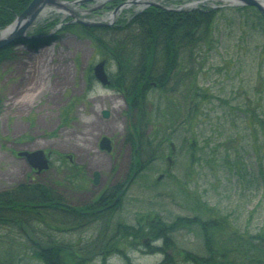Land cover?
Segmentation results:
<instances>
[{"label":"rangeland","instance_id":"obj_1","mask_svg":"<svg viewBox=\"0 0 264 264\" xmlns=\"http://www.w3.org/2000/svg\"><path fill=\"white\" fill-rule=\"evenodd\" d=\"M161 3L184 4L170 0ZM207 4L222 10L216 31L220 43L203 60L199 59L200 84L214 97L203 104L204 111L197 120L194 118L166 143L164 157L155 160L132 183L119 214L121 221L135 223L140 213L158 212L168 220L191 215L195 212L193 201L199 198L217 207V211L221 208V213L207 211L212 218L232 213L230 232L237 228L256 232L264 226V183L258 187V169L256 184L247 179L250 173L243 177L248 170L259 167L257 161L264 151L255 150V133L237 116L236 124L232 123V115L228 112V118L223 111L228 105L220 102L225 96L239 105L248 97L264 115L260 111L264 110V35L253 27L251 20L255 17H250L253 13L249 9L239 18V13L232 10L235 6L224 0ZM139 5L131 3L130 8L116 13L113 24L110 20L105 23H123L139 11ZM99 6L95 3L89 8L99 10ZM59 10L49 8L35 27L52 17L59 19L57 26L69 22V10ZM85 17L102 21L100 15ZM51 33H57L58 38L37 50L16 45L11 56L0 60V191L27 183L31 177L32 182L58 188L65 203L81 204L95 199L103 187L124 177L133 146H125L123 138L132 120L124 96L91 77L90 69L103 57L91 40L78 28L59 32L54 28L47 32ZM107 69L109 74L114 73L116 63L110 60ZM102 110H109L108 118L102 116ZM231 134L236 135L235 140H230ZM102 135L113 136L116 146L110 151L98 146ZM11 141H20L22 146H14ZM36 149L51 151L52 155L50 168L34 174L27 159L20 158L17 151ZM69 155L84 167L86 181L81 180L80 173H76L77 177L74 171L70 172ZM95 172L100 175L98 184L93 182ZM160 174L163 176L158 179ZM261 180L264 182L263 177ZM118 219L115 217V221ZM101 228L94 223L75 231H62L56 237L64 243L93 244L103 231ZM174 242L178 264H191L182 258L184 250L205 253L198 228L178 231ZM142 248L122 246L132 264H156L164 257L162 252ZM31 253L18 228L0 227V264H37ZM90 259L88 264H103L97 254ZM106 264L130 263L115 252Z\"/></svg>","mask_w":264,"mask_h":264},{"label":"trees","instance_id":"obj_2","mask_svg":"<svg viewBox=\"0 0 264 264\" xmlns=\"http://www.w3.org/2000/svg\"><path fill=\"white\" fill-rule=\"evenodd\" d=\"M30 2L0 0V29L11 23ZM247 9L253 13L250 17H255L251 20L253 27L264 35V13L254 6L232 8L239 13V18ZM221 12L220 8L207 4L183 10L149 6L121 24L92 27L73 23L64 24L60 29H57L59 19L52 17L39 23L33 29L38 36L24 43L38 49L58 38L57 33L47 34L49 30L55 28L59 32L78 28L91 40L96 52L116 63L117 69L111 73V86L124 96L130 107L133 144L137 141L141 144L145 129L149 130L147 162L142 161L145 146H133L134 183L155 160L164 157L166 143L174 134L193 123L194 118L197 120L204 111L203 104L212 101L214 95L199 81L202 71L199 59L203 60L207 52L220 43L216 31ZM15 45L13 42L0 49V60L11 56ZM90 75L94 79L92 68ZM220 102L222 106L223 103L228 105L223 111L228 118V112L232 115V123L236 124L237 116L252 129L256 141L252 146L262 153L264 115L258 111L259 107L248 97L239 105L225 96ZM260 111L264 114L263 109ZM229 137L236 139L233 134ZM263 157L259 155V167L248 170L243 176L250 173L247 179L256 184L258 169L259 188L264 183L261 180V177L264 180ZM72 171L78 177L80 172ZM80 178L86 181L84 175ZM124 200L125 196L108 210H100L101 206L97 204L66 206L58 188L39 181L22 183L11 190L0 191V227L18 228L37 264H88L95 254L106 264L115 252L132 264L122 249L123 244L138 249L143 246L142 250L148 252H162L164 257L156 264H178L174 235L195 228L202 232L205 253L199 255L184 250L182 258L191 264H264V226L256 232L240 228L230 232L232 213L212 218L207 211L221 213V208L217 211V207L209 206L199 198L193 201L195 212L191 215H178L168 220L158 212L153 215L140 213L135 223H128L118 219ZM94 223L102 225L103 231L93 244L64 243L56 237L62 231H75Z\"/></svg>","mask_w":264,"mask_h":264},{"label":"flooded vegetation","instance_id":"obj_3","mask_svg":"<svg viewBox=\"0 0 264 264\" xmlns=\"http://www.w3.org/2000/svg\"><path fill=\"white\" fill-rule=\"evenodd\" d=\"M109 1L110 0H95V1H86L83 4H77V5L71 4V5H69L70 9H68L69 12L67 14L68 16H70V19H71V20L69 19V21L73 20V21H77L79 23L83 22L86 24H91L92 22H97L91 18L85 17L87 15H92V16L100 15V20H102L101 22H106V20L113 21V20H115L114 17L116 15V13L114 14V11L116 10L117 7H120V6L122 7L119 9V11H118L119 13H121V11H123L124 9L131 7V5L128 4V0H111L110 2ZM149 1L150 0H143L142 6L140 4L139 7L140 6L141 7H147ZM157 1H160V3H161V0H157ZM95 3H98V5H100L99 10H93V9L89 8L91 4H95ZM101 114L104 118H108L110 115V112H109V110H102ZM132 130L133 129L127 130L126 135L124 136L125 138H123V140H124L123 144H125V146H131V148H132V146H145L144 147L145 148L144 153H143L144 158L142 160L145 163V162H147V158H148L147 146H149V144L147 142V137L149 134V130L145 129L143 142L141 144H139L137 141L135 145L133 144L134 136L132 134ZM102 136L99 140L98 146H101ZM109 138H110V141L108 142L109 146H111V148H112V146H116L115 140H113L114 139L113 136H110ZM9 141H10V139H9ZM11 142L13 144H15L14 146H20L22 144L20 141H17V142L11 141ZM171 146H175V145L173 143H171ZM111 148L108 151H110ZM50 153H51L50 155H52L51 151H50ZM132 153H133V148H132ZM17 155L20 156L18 151H17ZM20 158L26 159V156H20ZM132 161H133V154H132V157L130 160V164L128 166V170L126 171V173L124 174V177L122 179H120L118 182L112 181L109 185L103 187L101 189V191H99V194L97 195V197L95 199L91 198L87 202H84L81 204H74V205H83V204H93L94 205V204H97V205L101 206L100 210H108L112 206H114V204H116L119 200H121L122 197L126 196L130 186L133 183L134 172L132 170ZM67 162L69 163L68 164L69 169L71 167L72 170H76V171L81 172V174L84 175L85 179L87 178L86 171H84V167L80 166L74 160L73 156L69 155V160ZM31 168H32L31 169L32 172L34 174H37V171L32 166H31ZM99 177H100V175H99ZM29 178H30V180L28 183H30V184L35 183V182L31 181L32 180L31 177H29ZM94 178H95V173H94ZM98 182H99V179H98ZM98 182L96 184H98ZM19 184H17L16 186H18ZM8 190H10V189L9 188L4 189L1 192L8 191ZM64 204L66 206H69V203L64 202Z\"/></svg>","mask_w":264,"mask_h":264},{"label":"water","instance_id":"obj_4","mask_svg":"<svg viewBox=\"0 0 264 264\" xmlns=\"http://www.w3.org/2000/svg\"><path fill=\"white\" fill-rule=\"evenodd\" d=\"M86 1L92 0H32L30 4L22 11L10 24H8L4 29L0 30V49L9 45L14 41H22L30 38L28 34L35 22H37L42 16L46 14V11L51 7L57 9H70L71 4H82ZM140 0H130L131 3L139 2ZM199 1H194L189 3V5H195ZM230 1L231 4L236 5H253L256 6L261 12L264 13V0H225ZM150 4H156L155 2H149ZM121 7V6H120ZM120 7H117L114 13H116ZM183 8V7H181ZM180 8V9H181ZM92 25H106L101 22H92ZM107 58H102L94 65L95 77L103 84H110L109 75L106 71ZM110 139L108 137H103L101 141V147L103 149H110L108 142ZM20 155H25L28 161L33 167L37 169L38 172L48 169L49 164V153L47 154L44 149H37L34 151H22ZM161 177V176H160ZM99 179V173L95 172L94 182L97 183Z\"/></svg>","mask_w":264,"mask_h":264}]
</instances>
